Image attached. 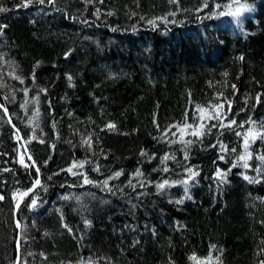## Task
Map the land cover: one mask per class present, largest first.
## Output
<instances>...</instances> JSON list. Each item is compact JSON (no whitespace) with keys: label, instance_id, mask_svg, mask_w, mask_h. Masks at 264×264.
Listing matches in <instances>:
<instances>
[{"label":"trees","instance_id":"trees-1","mask_svg":"<svg viewBox=\"0 0 264 264\" xmlns=\"http://www.w3.org/2000/svg\"><path fill=\"white\" fill-rule=\"evenodd\" d=\"M207 3L56 0L53 6L31 0L25 6L26 0H0L6 9L0 12V264H204L210 252L207 264L264 260V174L255 171L264 142L251 145L248 169L232 168L227 183L215 179L217 168L226 171L242 152L235 132L249 125L237 126L249 116L257 126L264 123V0H239L250 6L239 17L220 14L234 11V0ZM165 16L175 22L157 19ZM218 93L231 101V112L227 103L223 111L236 120L233 128L223 135L213 128L190 146L188 160L181 144L167 142L179 138L172 136L175 128L159 139L183 121L186 108L192 123L196 104L221 102ZM89 137L91 148L82 143ZM217 139L236 152L219 160V147H210ZM165 154L175 155L166 173ZM74 161L85 163L73 171L97 185L115 171L123 175L109 180L111 191L82 185V176L66 171ZM188 166L199 172L189 182L191 199L182 184L157 193L155 185L165 179H186ZM137 168L143 188L132 178ZM36 178L43 188L17 211L13 193ZM33 196L37 207L29 210Z\"/></svg>","mask_w":264,"mask_h":264},{"label":"snow or ice","instance_id":"snow-or-ice-1","mask_svg":"<svg viewBox=\"0 0 264 264\" xmlns=\"http://www.w3.org/2000/svg\"><path fill=\"white\" fill-rule=\"evenodd\" d=\"M47 2L50 5H55L56 0H47ZM93 0H85V3H92ZM100 3H103L104 0H99ZM169 4H174L177 5V8L179 6V0H168ZM27 3H31V0H26V4L25 6H27ZM40 4H44L45 0H39ZM137 6H139V0H136ZM234 3L237 4V7L235 8L234 11H229L227 13L225 12H221V15H232L235 17H239V15L244 12V11H249L250 10V6L247 4H239V0H234ZM204 7L208 6L207 0H204ZM226 7H228L229 9H231V5H227ZM217 8H219V5H217ZM59 10V9H57ZM6 11V9L0 7V12ZM96 15L97 18H99V10L96 11ZM108 15H113L112 12H109ZM132 15H136L135 12L132 13ZM176 12H169L168 16H175ZM141 19H144L143 16L140 17ZM157 19H161L164 22H175V21H168L167 20V16L165 17H158ZM147 23L153 25V27L156 26V21L155 19H149L147 21ZM3 26H0V29H2ZM241 60H243V57H240ZM224 75H227V73H225ZM14 79H19L20 83H23V79L20 78L19 76H14ZM69 80H71V77H68ZM233 90L235 91L236 86L232 85ZM43 91V90H42ZM25 95L27 96L28 94V89L24 90ZM191 93H189V104L192 103L191 99ZM223 97V93H218L217 94V101H221L219 103H209L207 105V107L196 104L194 109H193V122L189 123L188 122V109H185L184 112V117H183V121L182 122H177L174 124H170L169 126H167V128L163 131L162 136L159 138L161 140L164 139V137H167L169 132H171V130L173 128H175L177 131L176 132H172V136H177V133H179V138L178 139H171L168 140L167 142L169 144H175V143H179L181 144L182 147V151L184 152V159L188 160L189 158V152L188 149L190 148V146L195 143V142H202L203 137L205 135H210L212 132L213 128H216L221 135H223V129L225 128H233L234 125H236V120L235 119H231V120H227V114L224 113L223 109H224V104L227 103L228 104V110L229 112H231V101L228 98H223V100H221V98ZM38 101V97L36 98ZM256 103H260V95H257L256 98ZM35 102V101H34ZM25 105H22V107ZM0 107H3V105H0ZM4 112L5 114H7V109L4 108ZM35 115L38 117L39 116V111L37 110V112L35 113ZM227 120V123H225V121ZM198 121V122H197ZM209 121H217V123H212L209 126ZM153 123L156 124L157 130H160V125L156 123L155 120V116L153 119ZM245 124H248L249 127L247 128V130L243 133L236 131L235 134L238 137L242 138V144H241V148H242V152L240 154L237 155L236 160L234 162H232L231 167L229 169H227L226 171H222L221 169L217 168L216 170V174H215V179L217 181H219L220 184L223 183H227V175L229 172H231L232 168H236V167H243L245 169H248L250 167L248 161L252 159L253 157V152L251 151V145L254 144L257 139H259L261 142H264V123H260L259 126H257V121H254L251 116H249V118L242 122L241 124H239L237 127L239 128H243ZM107 128L109 129H115V124L113 123H109L106 125ZM185 136H191V137H195V140L193 139H185ZM17 138L18 139H22L21 137H19V132L17 130ZM156 137H154L155 139ZM26 143L29 141H25ZM82 143L86 144L88 146V148L92 147V139L91 137H89L87 140L82 141ZM210 147H219L220 150V155L218 156L219 160L223 161L225 160V155L231 151L233 153L236 152V148H231L229 150L228 146L226 144H224L222 141H220L219 139H217V142L215 144L210 145ZM141 156H147L148 154L141 150L140 153ZM152 159L155 158L154 154L151 157ZM29 160H31V156L28 157ZM175 160V155H168L165 154L163 157L160 158V164L163 165V167L161 168V171L163 172H168L169 168L166 166V162L169 160ZM256 159L259 160L261 162V167H258L255 169V171L257 172L258 176L261 174H264V155H257ZM20 163L24 164V159L23 156H21L20 159ZM84 163L85 162H76L74 161L73 164L71 165V167H69L68 169H66V171H68L70 174H72L73 176L76 175H80L83 177L82 180V185H87V184H91L93 186H102V188L104 189H108L109 191H111V189L109 188V180L111 179H118L121 175H123V169L115 171L108 179H105L101 185H97V182L90 180L83 172H79V171H73V169H78V168H83L84 167ZM35 162L33 161L32 165H27L25 164V167H29V166H34ZM37 173H39V168H36ZM93 171H99V167H94ZM185 172L187 173V178L186 179H182L179 181H169L167 179H165L163 182L161 183H157L155 185L156 189H157V193L159 194L160 192H163L165 190L166 187H172L175 186L176 184H182L184 186V192H185V197L187 199H191V196H188V186H189V182L190 181H194L196 176L199 175L198 171H195L191 166L185 167ZM144 173L137 168L136 171L132 174V178L133 179H137L140 183V186L143 188L145 186V182L143 180H140L139 178L143 177ZM244 179L247 180L249 183H260L261 181L257 178H253L250 177L248 175H244ZM151 183V182H148ZM128 186L131 187L133 190H135L136 185L132 183V179L128 180ZM37 187L43 188V185H41V182L39 180V178H36L33 182V185L23 191H20L19 189L13 193V199L16 200V204H15V208L17 211L20 210L21 208V203L24 202V199L26 197H28L31 193H34L37 189ZM4 197L3 195H0V200H3ZM63 199H69V197L65 196L63 197ZM37 200H38V196H33V198L29 201V203H27L25 205L26 208H28L29 210L31 209H35L37 207ZM177 204H182L183 203V199L181 200H177L176 201ZM133 207H135V205H133ZM86 225L89 223L88 221H85ZM17 228L20 227L19 221H17ZM65 227H67V225H65ZM69 231H71V229H69ZM262 243H264V241H262ZM210 250H216V246L215 245H211L210 246ZM262 252H264V249H261ZM223 254V250H220V255ZM43 255V254H41ZM46 259V257H45ZM190 259L195 260L196 257H190ZM212 256H211V252L208 255V257H206V261L204 262V264H207V262L212 261ZM216 260L219 261V256L216 257ZM17 264H19V262L17 261ZM80 264H84V261H81ZM88 264H94L93 261L89 260ZM260 264H264V260L260 261Z\"/></svg>","mask_w":264,"mask_h":264}]
</instances>
